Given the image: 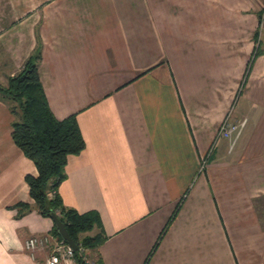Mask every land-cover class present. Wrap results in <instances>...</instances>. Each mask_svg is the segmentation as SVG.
<instances>
[{"label": "crops", "instance_id": "obj_1", "mask_svg": "<svg viewBox=\"0 0 264 264\" xmlns=\"http://www.w3.org/2000/svg\"><path fill=\"white\" fill-rule=\"evenodd\" d=\"M263 23L264 0H0V83L40 44L53 114L77 115L86 146L59 192L100 215L93 261L264 264ZM14 119L0 99V264H46L25 242L58 238L54 220L10 208L38 173Z\"/></svg>", "mask_w": 264, "mask_h": 264}, {"label": "trees", "instance_id": "obj_2", "mask_svg": "<svg viewBox=\"0 0 264 264\" xmlns=\"http://www.w3.org/2000/svg\"><path fill=\"white\" fill-rule=\"evenodd\" d=\"M40 59L39 44L22 69L8 78L7 85L0 83V99L9 105L15 116L13 140L34 161L38 170L36 175H25L34 203L19 201L10 208L17 209L18 217L33 209L46 217L52 218L55 214L78 244V249L75 250L77 264H88L86 253L81 251V247L94 252L107 238L100 215L95 210L81 213L66 206L59 192L61 182L67 177L68 157L81 153L86 143L75 113L63 119L53 114L38 73ZM178 209L179 205L161 236L172 223ZM95 227L100 231L89 234ZM53 233L63 239L56 223ZM94 260V264H102L100 257L97 256Z\"/></svg>", "mask_w": 264, "mask_h": 264}, {"label": "built area", "instance_id": "obj_3", "mask_svg": "<svg viewBox=\"0 0 264 264\" xmlns=\"http://www.w3.org/2000/svg\"><path fill=\"white\" fill-rule=\"evenodd\" d=\"M246 120L241 122V126L245 124ZM238 129L237 125H230L227 121L223 122L220 127L219 134L223 136L231 137L233 132ZM205 166L201 164V169ZM25 246L29 251H35L38 248L50 247V253L46 260V264H60L61 262H67L75 260V249L63 238L52 239L50 236H32L25 242ZM81 251H86L81 247ZM88 264H94V261H90L86 257Z\"/></svg>", "mask_w": 264, "mask_h": 264}, {"label": "water", "instance_id": "obj_4", "mask_svg": "<svg viewBox=\"0 0 264 264\" xmlns=\"http://www.w3.org/2000/svg\"><path fill=\"white\" fill-rule=\"evenodd\" d=\"M52 219L56 223L58 230L61 236L76 250L78 249V244L74 241V239L70 236L67 231L65 224L55 215H52Z\"/></svg>", "mask_w": 264, "mask_h": 264}, {"label": "rangeland", "instance_id": "obj_5", "mask_svg": "<svg viewBox=\"0 0 264 264\" xmlns=\"http://www.w3.org/2000/svg\"><path fill=\"white\" fill-rule=\"evenodd\" d=\"M263 24H264V23H263ZM203 163H204L205 166H206V161H203ZM205 166L203 167V169L205 168ZM203 169H201V170H203ZM92 255H93V252L90 253V254L87 253V254H86L87 259L90 260V261H93Z\"/></svg>", "mask_w": 264, "mask_h": 264}]
</instances>
